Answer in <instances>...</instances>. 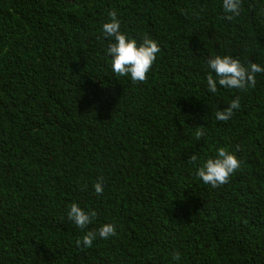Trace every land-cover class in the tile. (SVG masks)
<instances>
[{
	"label": "trees",
	"instance_id": "1",
	"mask_svg": "<svg viewBox=\"0 0 264 264\" xmlns=\"http://www.w3.org/2000/svg\"><path fill=\"white\" fill-rule=\"evenodd\" d=\"M112 10L160 45L145 82L112 71ZM224 16L222 0H0V264H264V73L207 88L209 57L264 67V0ZM220 147L241 166L212 187L196 171ZM72 203L97 212L87 229ZM104 223L116 235L76 245Z\"/></svg>",
	"mask_w": 264,
	"mask_h": 264
},
{
	"label": "clouds",
	"instance_id": "2",
	"mask_svg": "<svg viewBox=\"0 0 264 264\" xmlns=\"http://www.w3.org/2000/svg\"><path fill=\"white\" fill-rule=\"evenodd\" d=\"M222 8L225 12L224 19L232 20L234 16L240 14L242 0H222ZM110 19L103 23L102 33L105 37L111 38L107 47V53L111 57L112 71L118 76L129 77L133 82H145L148 74L152 69L157 55L161 48L156 40L145 36L142 43H137L135 38L121 31V22L117 18L115 10L109 11ZM210 69L207 75V88L210 92L215 93L218 85L228 89L246 90L248 87H255L256 75L264 73V67L252 62L245 66L238 58L231 55H215L207 60ZM240 108V97L233 99L227 107L217 110L215 117L218 121H228L235 109ZM237 135L241 138L251 133L250 125L246 119L238 123L236 129ZM197 140L205 136L203 127L197 129ZM189 163L195 165L198 162V156L193 153L188 158ZM241 166V161L237 156L220 147L216 155L209 157L200 163L196 175L202 179L205 184L212 187L225 185L229 182L230 177ZM104 179L98 178L94 185L95 192L101 194L103 191ZM97 212L95 210L85 211L79 204L72 203L67 212V218L74 225L82 230L95 220ZM116 235V226L113 223H104L98 229L85 231L81 238L76 240V245L82 248H90L97 238L107 240L109 237Z\"/></svg>",
	"mask_w": 264,
	"mask_h": 264
}]
</instances>
